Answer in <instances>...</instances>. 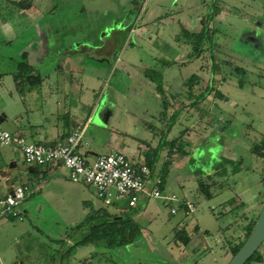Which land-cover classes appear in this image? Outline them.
<instances>
[{
  "label": "rangeland",
  "instance_id": "1",
  "mask_svg": "<svg viewBox=\"0 0 264 264\" xmlns=\"http://www.w3.org/2000/svg\"><path fill=\"white\" fill-rule=\"evenodd\" d=\"M2 5L5 10L0 13L5 17L17 10L4 0ZM37 7L40 24L50 31L47 47L39 50L44 54L34 67L40 74L48 73L55 84L66 86V100L72 108L86 115L98 103L95 124L111 128L114 123L122 131L130 128L136 136L142 133L134 129L140 123L155 127V139L165 133L169 144L180 137L191 157L190 161L187 155L179 156L166 145L162 161L169 154L177 158V170L170 174L171 190L176 198L185 196L192 202L194 212L185 215L177 208L171 214L177 204L139 200L136 211L144 213L135 221L141 232L131 243L115 249L101 242L80 246L63 263L178 264L183 251L172 238L173 229L180 226L189 233L198 229L182 264H227L230 245L243 236L245 225L264 203V0H38ZM27 18L19 19V37L14 41L8 42L0 31L4 81H11L10 74L17 70L23 53L27 60L37 55L35 47L29 48L36 33ZM198 19L208 20L212 45L204 44L196 54L185 42L184 27L177 23L186 22L188 32L198 33ZM116 56L119 63L114 69ZM140 64L161 74V92L142 70L139 73ZM56 71L63 74L57 80ZM191 75L197 80L185 85ZM207 87L209 92L199 100L198 94ZM0 93L1 106L8 95ZM104 108L106 116L101 118ZM260 143L262 157L251 152ZM211 168L225 170V174L209 176ZM211 179L220 182L213 186ZM199 181L210 185L212 197L199 193ZM242 186L258 189L251 194L257 197L256 203L245 210V216L236 209L238 203L233 207L234 202L228 200ZM49 195L51 203H43L42 208L40 194L28 200L31 207L21 221L10 222L11 215H7L3 219L9 224L4 225L0 219L2 257L5 252L12 263L59 264L60 252L70 246L66 236L71 243L80 237L72 235L71 229L91 209L84 202L89 201L92 208L102 205L93 190L69 180ZM225 201L232 206L224 208ZM259 250L264 252V242Z\"/></svg>",
  "mask_w": 264,
  "mask_h": 264
},
{
  "label": "crops",
  "instance_id": "2",
  "mask_svg": "<svg viewBox=\"0 0 264 264\" xmlns=\"http://www.w3.org/2000/svg\"><path fill=\"white\" fill-rule=\"evenodd\" d=\"M2 1L3 0H0V9L5 10L3 9L5 7H3L2 5ZM37 1L38 0H4L5 3H9V5L16 7L17 10L14 11L15 13L13 12L12 16L7 13L5 14V17L3 13H0V31L8 37L7 38L6 36H4V39H6L8 42L14 41L19 37L17 32L19 28L17 26L20 21L19 19L24 20L25 17H28V21L30 19V26L36 33L34 44H32L29 48L35 47L37 49V55L32 56V58L30 59L28 58L29 64L33 67L36 66L35 64H38V60H40L42 58L41 56H43L44 54L43 51L39 52V50L47 47V34L50 31L49 27L45 24L41 25L40 19L37 18L41 16L37 7ZM199 21L200 20L198 19L197 26H200ZM177 24H180L184 27V29L187 30L188 28H190L188 27V24L186 22L179 21ZM79 48L83 47L79 46ZM19 53L20 52L18 51V54ZM64 53L68 52L64 51ZM31 59H33V61ZM117 63H119V57L116 56L112 68L115 69ZM140 66L142 68H136L139 73L141 70L143 72V70L146 68L141 64ZM57 71L55 75L56 80L57 76H63V74L61 73L57 74ZM40 75L42 78L40 84L31 90L24 91V93L21 95L18 94L15 89L12 74H10L11 81L9 82L4 81V77L6 76V74L3 75V77L0 79V90H2L8 96H6V101L0 106V128L10 132L14 136L21 135L30 142L51 144L54 143L57 139H60L61 137L69 134L75 126L81 125L84 130V134L79 151L87 161H92L96 156L101 154L120 152L130 158L132 161L144 162L149 150L162 145L157 154L153 171L155 175L159 174V170L163 164V154L165 152V146H163V143L164 141H167V139H164L165 133H160L158 137L159 139H155V134L157 133V131H155L154 129L155 127L151 128L150 126H146V124L144 125L143 123H140L137 126L138 128L136 126L134 127V129L137 130L141 129V137L139 135L136 136V134H134L132 130H130V128L129 130H120V128L115 126L114 123H112L111 128H107L104 124H95L94 119L96 116V112H98V107H96V105L99 101L95 100L93 103L97 104H93L88 113L85 115L80 111L78 107L72 108L71 105H69L68 100H66V86L62 87L57 83L55 84L53 81H51L52 79L50 78V75H48V73ZM86 79H88L89 81H93L94 77L87 76ZM34 91L36 93H33ZM200 94L201 93H199L198 96ZM35 101L40 104L38 106L31 105V103ZM99 113V116L101 118H104L106 116L105 108L102 109ZM100 132H104V134H100ZM170 160L171 163L167 168V175L163 180L162 191L164 194L174 195V192L171 190L170 174L174 168L177 170L176 165L178 161L174 156H172ZM211 169L213 171L209 173V176L225 174V170L220 171L216 168ZM68 180L69 179L67 177L66 170L61 167H37L24 165L22 156L17 148H15L14 146L0 147V197L6 195L8 192H10L11 189L17 186H24L28 191L26 198L18 207L19 216H9L8 219L10 220V222H12L11 220L21 221L23 217L26 216V209H29L31 207H29V205H31V202L28 200L35 199L36 195L38 194H40L39 197L43 201L39 204V208H42L43 203L50 204V191H55L56 193L59 192L63 187L66 186V182ZM210 182L211 185L215 186L216 184H219L220 181L216 183L215 180L211 179ZM83 186L93 190L89 186ZM220 186L219 188H221ZM253 192H258V189H245L242 186L237 194L232 196L228 200L232 201L231 203L234 202L233 207L238 205L236 209H238V211L239 209H241L240 213L244 214L245 216V210L256 203L257 197H251V194H253ZM43 194H45L44 197ZM211 194L213 195L212 192ZM178 199L181 201H188L185 199V196H180ZM236 203L238 204L235 205ZM84 204L87 207L92 208L89 201H85ZM175 206L172 207L176 210L174 214H176L177 208L182 210L185 215L190 214L186 212L185 206H182L181 204H177ZM231 206L228 204V202L226 203L225 201L224 208ZM100 207H107V209L111 211V213H118L121 211L130 212L132 209H138L139 203L135 207H127L124 202L118 204L113 203L109 206H106L102 203V205L93 209H98ZM143 213L144 212L137 211V213L133 216V219L135 220L140 215H143ZM1 221H3L2 223L5 222L4 225L9 224L7 222L8 220L6 221V219H3ZM65 239L66 243H69L70 245L72 244L71 241L67 239V237ZM192 241L193 238H191L188 245H190ZM2 243L3 241H0L1 246ZM188 245L181 250V252H183L179 255V260L177 261L178 264H182L181 259L182 257H184L183 253L187 249ZM6 255L7 253L5 252L3 254V257L2 254H0V257H2L0 258V264H7V262L11 261H9ZM85 262L88 263L89 260L86 259ZM10 264H23V262L21 260H15L13 263L11 261Z\"/></svg>",
  "mask_w": 264,
  "mask_h": 264
},
{
  "label": "built area",
  "instance_id": "3",
  "mask_svg": "<svg viewBox=\"0 0 264 264\" xmlns=\"http://www.w3.org/2000/svg\"><path fill=\"white\" fill-rule=\"evenodd\" d=\"M84 130L77 125L73 130L54 143L30 142L21 135H12L0 128V147L14 146L22 156L24 164L37 167H61L68 179L75 184L91 187L104 205L124 202L135 207L139 200L159 199L185 206L192 213L195 206L190 201H181L172 194H164L161 179L152 173L143 162H135L120 152L101 154L87 161L81 154ZM27 188L17 186L0 197V219L7 215L19 216L18 207L27 196ZM171 208L170 213L174 214Z\"/></svg>",
  "mask_w": 264,
  "mask_h": 264
},
{
  "label": "trees",
  "instance_id": "4",
  "mask_svg": "<svg viewBox=\"0 0 264 264\" xmlns=\"http://www.w3.org/2000/svg\"><path fill=\"white\" fill-rule=\"evenodd\" d=\"M207 19H201L199 21L201 29L198 33L188 32L187 29L181 28V32L185 37V42L192 47V50L196 54L204 44L212 45L210 43L211 41L208 35ZM131 29L132 27H127L128 32ZM210 50L212 51L211 48ZM3 75V73H0V79L3 77ZM143 75L147 79H149L150 82L155 83L158 91L161 92V74L158 71L145 69L143 70ZM12 77L14 80L15 89L20 95L23 94L24 91L31 90L38 86L42 80L40 73L35 69V67L29 64L27 57L24 53L21 57L20 62H18L17 64V70L12 73ZM194 80H197V77L191 75L187 78L184 84L191 85ZM209 90L210 88L207 87L205 91H203L198 96L199 100L204 98L209 92ZM165 105L166 104L164 102L163 106L165 107ZM174 117L175 116L173 115L170 118V121H168V123L166 124V132L170 129L171 125L173 124ZM62 138L63 137H61L60 139ZM166 145H169L173 150H175L178 153L177 155L179 156L187 155L189 157L190 155V150L188 152H185L183 150L184 144L183 142H181L180 137L170 141L169 144L164 141L163 146ZM161 146L162 145H159L157 148L149 150L147 153L146 160L143 162L152 173L154 171L155 161ZM262 148L263 144L260 143L259 145L253 147L251 149V152L258 157H262ZM172 155L173 154H169L168 159L163 162L159 170L158 176L161 179V189L163 186V180L167 175V168L171 163L170 159ZM188 159L191 161V157H189ZM262 176L264 177V169L262 171ZM198 185L200 188L199 193L202 196L206 198H210L212 196L209 184L206 185L199 181ZM136 213L137 211L135 209H132L130 212L127 213L126 211L111 213L107 209V207H100L98 209L91 208L87 215L71 229L73 230V232H71L72 235H76L78 233L80 234V237L78 239H75L69 247L60 252L59 264H65L63 263L64 258L66 256H69L75 248L80 246H84L87 244H97L101 242L105 248L115 249L131 243L137 236L140 235L141 232L139 224L133 219V216ZM257 216L245 225L243 236L241 238L236 239V241H234L233 244L230 245L229 252L231 257L237 252V250L241 247V245L251 232L257 219ZM197 230V227H194L192 229V233H189L184 227H176L173 229L172 241L176 246L181 247L183 249L189 244L192 234H194ZM66 237L71 241L69 235H67ZM259 249L251 256V258L245 264H252L253 262H264V252L261 253Z\"/></svg>",
  "mask_w": 264,
  "mask_h": 264
},
{
  "label": "water",
  "instance_id": "5",
  "mask_svg": "<svg viewBox=\"0 0 264 264\" xmlns=\"http://www.w3.org/2000/svg\"><path fill=\"white\" fill-rule=\"evenodd\" d=\"M264 242V203L255 224L237 252L227 264H245Z\"/></svg>",
  "mask_w": 264,
  "mask_h": 264
}]
</instances>
